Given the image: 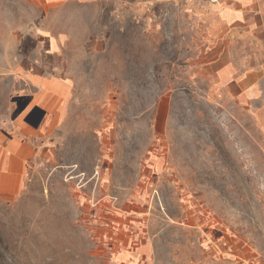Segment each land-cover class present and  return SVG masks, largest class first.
Instances as JSON below:
<instances>
[{
    "label": "rangeland",
    "instance_id": "rangeland-1",
    "mask_svg": "<svg viewBox=\"0 0 264 264\" xmlns=\"http://www.w3.org/2000/svg\"><path fill=\"white\" fill-rule=\"evenodd\" d=\"M220 1L37 3L74 88L0 196V264H264V133L196 78Z\"/></svg>",
    "mask_w": 264,
    "mask_h": 264
},
{
    "label": "crops",
    "instance_id": "crops-1",
    "mask_svg": "<svg viewBox=\"0 0 264 264\" xmlns=\"http://www.w3.org/2000/svg\"><path fill=\"white\" fill-rule=\"evenodd\" d=\"M32 11L20 19L0 0V81L13 90L10 112L0 121V196L21 191L37 142L59 127L73 91L61 75V38L47 34L42 0H23ZM209 43L201 52L197 80L215 99L227 98L250 112L264 133V0H224L212 8ZM25 17V19H24Z\"/></svg>",
    "mask_w": 264,
    "mask_h": 264
}]
</instances>
